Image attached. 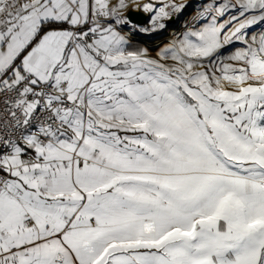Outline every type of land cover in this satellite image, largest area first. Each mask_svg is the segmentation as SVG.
<instances>
[{"label": "snow or ice", "instance_id": "obj_1", "mask_svg": "<svg viewBox=\"0 0 264 264\" xmlns=\"http://www.w3.org/2000/svg\"><path fill=\"white\" fill-rule=\"evenodd\" d=\"M185 7L0 0V264H264V0Z\"/></svg>", "mask_w": 264, "mask_h": 264}, {"label": "rangeland", "instance_id": "obj_2", "mask_svg": "<svg viewBox=\"0 0 264 264\" xmlns=\"http://www.w3.org/2000/svg\"><path fill=\"white\" fill-rule=\"evenodd\" d=\"M141 1L143 0H138V2ZM176 2L184 3L186 7L180 13H173L172 18L170 20L165 21V23L167 24L166 30L164 31L156 30L150 33L132 32L130 34V47L133 49L138 47L148 48L149 54L152 57H156L157 52L159 51L160 48L169 44L172 40L179 38L180 35L186 30V28L193 26L199 27V24L203 23V21L197 23L192 18L196 16L197 12L201 9L202 5L209 3V0H176ZM130 10H132L131 7H129V9L126 12L127 16ZM149 17L150 16H148L147 22L145 24H137L135 22L133 23L137 25H142L141 27H150ZM118 30H121L124 33H128L129 31V29L126 26H120ZM256 30L259 31V29ZM163 37H167V39L164 40L162 43H157V41ZM240 46L242 45L240 44L235 45V47H240ZM228 62L232 63L231 61ZM169 63H171V61H169Z\"/></svg>", "mask_w": 264, "mask_h": 264}, {"label": "water", "instance_id": "obj_3", "mask_svg": "<svg viewBox=\"0 0 264 264\" xmlns=\"http://www.w3.org/2000/svg\"><path fill=\"white\" fill-rule=\"evenodd\" d=\"M148 16L146 13L142 11H133L130 10L128 13V17L137 24H145L147 22Z\"/></svg>", "mask_w": 264, "mask_h": 264}, {"label": "bare ground", "instance_id": "obj_4", "mask_svg": "<svg viewBox=\"0 0 264 264\" xmlns=\"http://www.w3.org/2000/svg\"><path fill=\"white\" fill-rule=\"evenodd\" d=\"M144 2H147V0H143V1H141L140 3H144ZM145 13V12H144ZM147 15H149L150 16V14L149 13H146ZM166 24V23H165ZM139 26H142V25H139ZM149 26V25H148ZM166 26H167V24H166ZM161 31H164V30H166V27L164 28V29H160ZM162 36V35H161ZM159 39V38H158ZM167 39V37H163V38H161V39H159L158 41H157V43H162L164 40H166ZM153 42V41H152ZM151 43V42H150ZM156 44V43H155Z\"/></svg>", "mask_w": 264, "mask_h": 264}]
</instances>
